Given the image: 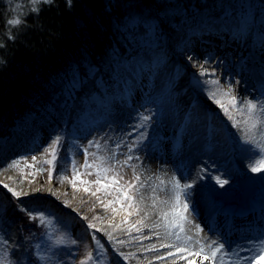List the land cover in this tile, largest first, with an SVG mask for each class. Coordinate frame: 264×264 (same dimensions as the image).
Wrapping results in <instances>:
<instances>
[{"label": "rangeland", "instance_id": "obj_1", "mask_svg": "<svg viewBox=\"0 0 264 264\" xmlns=\"http://www.w3.org/2000/svg\"><path fill=\"white\" fill-rule=\"evenodd\" d=\"M237 1L242 16H216L202 6L190 32L172 21L181 33L176 43H163L158 62L151 63V44L164 40L166 21L135 18L126 31L129 45L117 42L109 55L124 87L118 97L78 108V115L87 114L79 122L71 119V107L56 94L40 113L34 110L15 122L13 129L28 136L19 141L26 142L23 152L0 157V261L136 264L156 259L157 249L153 257L142 255L155 249L158 239L143 240L154 232L149 227L143 231L145 223L133 206L145 188L138 171L150 149L156 154V173L163 172L160 163H172L171 157L184 163L191 155L202 156L207 171L203 185L220 207L226 202L245 205L264 190V8L257 17L254 6L259 0ZM0 3L9 21L19 18L25 4L36 6L32 0ZM204 27L222 42L203 35ZM194 34L201 40L194 41ZM207 43L217 47H204ZM131 47L134 51L120 53ZM194 53L214 65L202 69L190 59ZM94 70L82 79H97ZM182 101L186 107L190 101L186 109ZM249 101L256 110L248 108ZM188 110L200 128L186 119ZM193 136L200 146L190 144ZM5 141L0 139V149ZM86 163L92 167H84ZM258 165L260 170L253 171ZM109 167L112 171L105 170ZM129 182L135 187H128ZM29 212L42 214L44 220L31 219ZM259 236L256 244L262 241Z\"/></svg>", "mask_w": 264, "mask_h": 264}, {"label": "trees", "instance_id": "obj_2", "mask_svg": "<svg viewBox=\"0 0 264 264\" xmlns=\"http://www.w3.org/2000/svg\"><path fill=\"white\" fill-rule=\"evenodd\" d=\"M237 2L71 0L69 4L68 0H51L33 7L37 11L25 4L18 25L9 23L6 7L0 3V138H6L0 157H5L3 151L7 149L13 151L26 146V142L19 144V141L28 133L14 130L15 121L34 110L40 113L54 95L61 94L75 116L80 111L78 108L86 104L96 106L122 93L121 77L113 66L114 58L109 55L115 52L112 48L117 42L129 45L126 31L135 18H143L146 23L154 18L161 23L166 21L169 33L162 36L161 42L151 44L152 63L159 61L163 43L171 45L178 41L181 30L171 26L172 21L184 25L190 32L202 6L216 16L227 17L233 13L242 16ZM254 8L255 16H260L264 0H259ZM129 51L134 48L120 53ZM92 68L100 76L95 74L97 79L91 81L88 77V80L82 79L83 73ZM21 221L27 222L24 217Z\"/></svg>", "mask_w": 264, "mask_h": 264}, {"label": "bare ground", "instance_id": "obj_3", "mask_svg": "<svg viewBox=\"0 0 264 264\" xmlns=\"http://www.w3.org/2000/svg\"><path fill=\"white\" fill-rule=\"evenodd\" d=\"M214 32L205 28L203 35L217 37L222 42L223 38ZM200 36L194 34L191 38L194 41L196 39L201 40ZM210 46L215 45L211 43L204 45V47ZM204 47L201 48L205 50ZM227 51L229 50L227 49ZM250 57L254 61L257 60L253 56ZM185 58L187 60V57ZM190 59L202 65V69L203 65H214V61L211 59L201 60L197 53L192 54ZM184 103L182 101L180 106L186 109ZM86 116V113L83 115L76 114L71 119L81 122ZM194 116L195 114L191 115L188 110L186 119L189 120V123L200 128L201 123L195 122ZM160 136L163 138L162 135ZM190 139V144L193 141L195 145H201L198 138L193 136ZM188 150L190 151V149ZM3 152L4 158H9L15 153L23 152V150L12 151L7 149ZM232 153L236 158L237 150L233 149ZM155 156L156 154L151 149L144 156L138 174L142 180L140 184H143L145 188L140 193L138 203L133 204V206L137 209L138 220L142 218L145 223L143 231L147 233L150 228L154 232L153 235L147 234L148 236L143 240L148 241L155 237L158 239L156 248L147 250L142 255L148 254V256L153 257L157 249L156 257H158L147 260L139 259L136 264H249L250 257H256L251 261V264H264V253H262L264 230L261 229L264 225V190H260L256 199L246 206L226 202L225 207H220L217 200L209 194L208 189L203 185L207 171L201 164L202 156L193 159L191 155L190 159H186L184 163H179V161L176 163L171 157L169 159L172 161L170 165L160 163L162 173L154 171ZM152 173L154 175H151ZM155 178L158 179L155 180ZM185 185H191V187L186 188ZM185 203L187 204L186 210L183 207ZM262 204L263 207H261ZM147 227L149 228L147 229ZM252 231L258 232L262 240L261 243L256 244L259 238H250L247 235L251 234ZM189 236L192 237L191 240L186 239ZM216 239H218L217 244L222 243L224 245V249L217 254L215 261L205 260L204 255L213 250L215 247L213 241ZM200 248L204 249L203 253L199 252ZM233 253L234 256L230 258ZM258 253L261 255L258 256Z\"/></svg>", "mask_w": 264, "mask_h": 264}, {"label": "snow or ice", "instance_id": "obj_4", "mask_svg": "<svg viewBox=\"0 0 264 264\" xmlns=\"http://www.w3.org/2000/svg\"><path fill=\"white\" fill-rule=\"evenodd\" d=\"M40 2H41V0H32V4H33V5H38ZM43 2H45V3H51V0H43ZM68 3L71 4V0H68ZM33 10H34V11H37L38 9H37V8H33ZM9 23H10V24H13V25H18V24L21 23V20H20V19H13V20L9 21ZM247 106H248L249 109H251V110H253V111L257 109V105L254 104V103H252L251 101L248 102ZM260 111H261L262 113H264V104H262V105L260 106ZM262 122H264V121H262ZM257 130H258V131L260 130L258 126H257ZM57 143H58V142H57ZM261 164H264V161H262ZM84 167H89V168H90V167H92V165H89V164L86 163V164L84 165ZM105 170H106V171H112V169H111L110 167H109L108 169H105ZM252 170H253V171H258V170H260V166L258 165L257 167H254ZM89 174H91V173H89ZM96 174L99 175V173H96ZM134 179H135L136 181H139V177H135ZM113 180H114L115 182L118 183V180L116 179V177H113ZM95 183L99 184V183H100V180H96ZM219 183L224 184V183H227V181L220 180ZM127 186H128V187H132V188L135 187V185H133L131 182H129V184H128ZM185 187H186V188H187V187H191V185H185ZM85 190H87V189H85ZM183 207H184V209L186 210V209H187V204L185 203V204L183 205ZM28 214H29V217H30L31 219L44 220V216H43L42 214H40V215H38V216H33L31 212H29ZM181 231H183L182 228H181ZM177 238L179 239V237H177ZM186 239L191 240L192 237L189 236V237H186ZM73 243H74V241H73ZM216 243H217V242L213 241V244H216ZM169 247H171V246L169 245ZM223 249H224V245H223L222 243L217 244V246H216L215 248H213V250H212L209 254H205V255H204V259H205V260L211 259V260L215 261V260L217 259V254H218L219 252H221ZM203 251H204L203 248H200V249H199V252L203 253ZM262 253H264V249H262ZM257 255L260 256L261 253H258ZM88 259H89V260L91 259V255H90V254H89V256H88ZM254 259H256V257H250V258H249V264H251V261L254 260ZM0 264H5V262H4V261H0ZM81 264H87V261H82Z\"/></svg>", "mask_w": 264, "mask_h": 264}]
</instances>
